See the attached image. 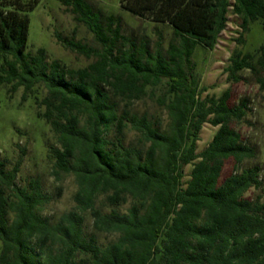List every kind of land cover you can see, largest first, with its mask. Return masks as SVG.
Masks as SVG:
<instances>
[{
	"label": "trees",
	"instance_id": "obj_1",
	"mask_svg": "<svg viewBox=\"0 0 264 264\" xmlns=\"http://www.w3.org/2000/svg\"><path fill=\"white\" fill-rule=\"evenodd\" d=\"M41 1L0 0V87L11 95L22 88L23 102L34 101L56 141L48 149L52 174L74 178L76 205L50 222L41 180L17 183L24 151L13 164L0 159V264H264V197L246 196L263 191L264 179L260 166L245 167L257 152L234 127L247 102L234 104L229 89L202 97L208 89L194 60L198 45L215 49L230 8L242 32L255 20L264 26V0H119L133 16L172 27L168 46L154 48L148 36L125 35L121 16L61 0L99 44L64 41L96 58L85 68L50 62L43 48L26 53L28 13ZM244 71L264 93V45L232 53L229 81ZM147 99L159 111L135 110ZM206 123L218 130L198 153ZM229 160L233 171L223 178Z\"/></svg>",
	"mask_w": 264,
	"mask_h": 264
},
{
	"label": "rangeland",
	"instance_id": "obj_2",
	"mask_svg": "<svg viewBox=\"0 0 264 264\" xmlns=\"http://www.w3.org/2000/svg\"><path fill=\"white\" fill-rule=\"evenodd\" d=\"M88 2L95 11L121 16L123 33L134 39L148 36L153 48L158 42L167 47L173 37V29L169 24L153 23L133 16L121 9L119 0H88ZM28 17L26 53L34 54L38 49L43 48L47 52L48 61L58 59L72 68H85L95 62V57L87 58L65 47L64 41L71 38L87 43L93 48H98L99 44L83 24H78L74 20L61 0H42L35 10L28 13ZM241 23L242 20L230 8L227 27L221 33L215 49L208 50L202 45L197 46L194 53L197 64L196 76L200 87L208 89L202 97L207 95L219 97L229 89L234 104L247 102V115L234 127L240 132L244 142L254 147L257 152V157L247 161L245 167L260 166L261 177L264 179V93L260 92L248 71L241 73L242 80L238 83L229 81L228 73L225 72L229 58L235 50H241L243 54L254 53L264 45V26L261 20L251 22L248 32H242ZM240 37L244 39L241 45L237 42ZM157 93L160 94L161 91L158 90ZM22 95V88L11 95L8 86L0 87V159L7 157L13 164L24 151V163L17 183L26 186L32 178L37 177L41 180L43 192L51 197L42 215L50 222H54L63 212L75 207L74 194L77 191V184L71 176H65L57 181L52 174L53 160L48 156V149L56 144L55 138L49 125L37 117L34 101L28 99L23 102ZM135 110L140 113L159 111L156 102L150 99L138 103ZM163 116L165 117V114ZM217 130L218 127L209 123L203 126L198 141V153L207 148ZM133 138L134 134L130 133L128 140ZM233 166V160H229L224 168L223 178L233 171ZM191 170L192 166L185 167V183L190 178ZM257 194H262L264 197V190L260 192L250 190L246 196L255 197ZM91 228L92 218L86 214V234L91 232ZM114 238V236H103L102 241L108 242Z\"/></svg>",
	"mask_w": 264,
	"mask_h": 264
}]
</instances>
